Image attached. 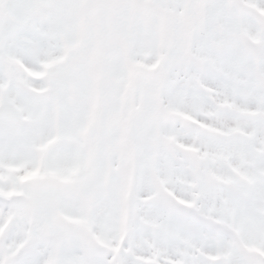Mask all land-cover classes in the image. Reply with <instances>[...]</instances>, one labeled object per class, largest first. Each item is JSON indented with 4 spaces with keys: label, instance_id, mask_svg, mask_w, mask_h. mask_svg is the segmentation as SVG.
<instances>
[{
    "label": "snow or ice",
    "instance_id": "obj_1",
    "mask_svg": "<svg viewBox=\"0 0 264 264\" xmlns=\"http://www.w3.org/2000/svg\"><path fill=\"white\" fill-rule=\"evenodd\" d=\"M161 12L167 20L165 39ZM259 23L234 0H0V93L6 89L9 102L16 94L51 112L97 65L125 58L135 65L145 48H166L164 66L177 88L188 86L206 102H212L208 93L214 90L222 103L239 94L232 69L241 52V29ZM17 60L33 71L25 75ZM37 74L41 79L30 78ZM256 92L264 112V83ZM256 124L254 177L235 175L231 187L201 183L197 190L185 172L186 187L177 192L160 175L154 196L140 208L164 223L148 226L140 214H130L123 222L126 239L112 246L96 247L65 231L55 214L39 204L30 207L26 195L9 196L10 184L0 181V225L12 217L0 233V264H143L136 252L153 234V264H264V116ZM13 134L0 120V137ZM3 148L7 151L8 144ZM38 166L43 169L44 162ZM172 229L189 242L174 240ZM160 246L170 249L166 260L160 258Z\"/></svg>",
    "mask_w": 264,
    "mask_h": 264
},
{
    "label": "rangeland",
    "instance_id": "obj_2",
    "mask_svg": "<svg viewBox=\"0 0 264 264\" xmlns=\"http://www.w3.org/2000/svg\"><path fill=\"white\" fill-rule=\"evenodd\" d=\"M234 2H242L260 21L256 27L245 25L241 29V52L232 69L238 95L220 103L211 90L208 95L212 102H206L188 86L177 88L167 70L163 76L149 78L140 65L155 64L166 54V48H145L135 65L127 58L97 65L82 85L69 87L51 112L14 94L11 101L27 121L18 125L7 122L14 134L0 137V181L10 184L8 195H26L30 207L34 203L42 205L59 218L65 231L102 247L124 242L123 222L130 214H140L148 226L164 223L140 208L154 196L160 175L167 176L177 192L186 187L185 172L191 174L197 190L201 183L210 188L231 187L235 175L248 180L254 177L257 169L252 133L257 120L264 116L259 108L260 94L256 92L264 83V7L260 0ZM160 26L165 39L164 16ZM245 37L257 41L258 48L246 46ZM147 51L153 52L149 60L143 58ZM16 63L25 75L33 71L20 60ZM30 78L39 80L41 76ZM101 82L106 84L107 97L113 101L109 107L112 110L107 111V106L103 109L105 114L98 100ZM141 96L146 99L145 107L135 113ZM5 101H9L6 89L0 93V103ZM222 112L226 115L222 116ZM192 120L203 124L206 131L197 130ZM118 133L129 136L128 164L125 152L112 151L111 144ZM49 142L54 143L50 148ZM41 161L43 169L38 166ZM89 180L96 203L87 201L80 190ZM66 218L77 223L69 227ZM11 222L9 216L0 225V233ZM171 235L185 245L190 239L179 229H172ZM156 244L155 234L143 239L136 252L143 264H153ZM158 250L161 260H166L169 247L160 246ZM171 251H175L174 246Z\"/></svg>",
    "mask_w": 264,
    "mask_h": 264
},
{
    "label": "bare ground",
    "instance_id": "obj_3",
    "mask_svg": "<svg viewBox=\"0 0 264 264\" xmlns=\"http://www.w3.org/2000/svg\"><path fill=\"white\" fill-rule=\"evenodd\" d=\"M119 136L116 140H114L111 144L112 151L115 152H125L127 154V161L128 164V158H129V152H130V141L128 133H118ZM50 143L49 145H51ZM91 180L88 181L87 185L85 187L80 186V190L82 192V195L84 198H86L87 201H90V203H96V200L92 198L91 193ZM53 189V188H51Z\"/></svg>",
    "mask_w": 264,
    "mask_h": 264
},
{
    "label": "water",
    "instance_id": "obj_4",
    "mask_svg": "<svg viewBox=\"0 0 264 264\" xmlns=\"http://www.w3.org/2000/svg\"><path fill=\"white\" fill-rule=\"evenodd\" d=\"M1 109H2V108H0V110H1ZM9 115H10V116H7L8 119H10V120H14V119H15V118H14V113L10 112ZM0 117H6V116L3 115V114H0Z\"/></svg>",
    "mask_w": 264,
    "mask_h": 264
}]
</instances>
